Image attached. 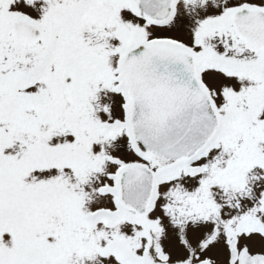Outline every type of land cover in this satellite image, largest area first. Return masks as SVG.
Masks as SVG:
<instances>
[{
    "label": "snow or ice",
    "instance_id": "snow-or-ice-1",
    "mask_svg": "<svg viewBox=\"0 0 264 264\" xmlns=\"http://www.w3.org/2000/svg\"><path fill=\"white\" fill-rule=\"evenodd\" d=\"M0 264H264V0H0Z\"/></svg>",
    "mask_w": 264,
    "mask_h": 264
}]
</instances>
